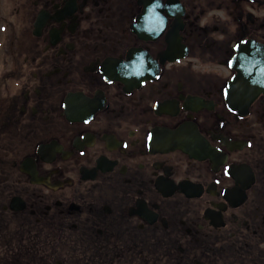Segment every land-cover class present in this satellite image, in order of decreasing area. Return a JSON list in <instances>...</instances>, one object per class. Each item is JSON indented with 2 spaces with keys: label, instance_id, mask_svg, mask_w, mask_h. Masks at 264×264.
<instances>
[{
  "label": "flooded vegetation",
  "instance_id": "flooded-vegetation-1",
  "mask_svg": "<svg viewBox=\"0 0 264 264\" xmlns=\"http://www.w3.org/2000/svg\"><path fill=\"white\" fill-rule=\"evenodd\" d=\"M0 264H264V0H0Z\"/></svg>",
  "mask_w": 264,
  "mask_h": 264
},
{
  "label": "water",
  "instance_id": "water-1",
  "mask_svg": "<svg viewBox=\"0 0 264 264\" xmlns=\"http://www.w3.org/2000/svg\"><path fill=\"white\" fill-rule=\"evenodd\" d=\"M244 51V46H242V48L239 49V52Z\"/></svg>",
  "mask_w": 264,
  "mask_h": 264
}]
</instances>
